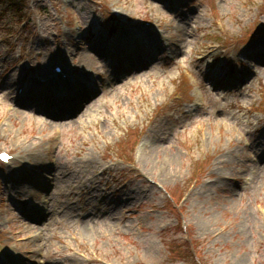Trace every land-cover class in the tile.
I'll return each mask as SVG.
<instances>
[{"label": "rangeland", "instance_id": "1", "mask_svg": "<svg viewBox=\"0 0 264 264\" xmlns=\"http://www.w3.org/2000/svg\"><path fill=\"white\" fill-rule=\"evenodd\" d=\"M162 1L169 6L75 0L72 8L66 0H28L37 33L28 30L25 43L13 41L22 31L0 7V149L39 166L33 178L25 171L22 193L13 181L23 209L31 210L20 222L17 203L0 187V204L4 197L7 204L0 207L2 242L23 264H264V0H180L176 8L174 0ZM133 19L160 25L173 36L172 47L160 56L149 52L154 34L147 27L142 62L115 64L117 53L104 55L109 37L129 39ZM8 42L18 46L13 54ZM55 53L72 73L70 89L84 97L74 101L85 107L79 118L65 126L46 119L65 111V95L38 99L42 86L33 77L17 95L26 61L49 78ZM10 54H20L21 64L1 72ZM183 68L206 97L195 114L175 97L193 91ZM229 68L244 74L246 87L239 74L222 78ZM233 82L238 86L226 92ZM134 129L146 130L141 139L152 148L142 158L135 153L130 165L121 160ZM166 153L177 155L176 164ZM199 167H207L206 177L195 187Z\"/></svg>", "mask_w": 264, "mask_h": 264}, {"label": "bare ground", "instance_id": "2", "mask_svg": "<svg viewBox=\"0 0 264 264\" xmlns=\"http://www.w3.org/2000/svg\"><path fill=\"white\" fill-rule=\"evenodd\" d=\"M157 153H158V152L155 151V152L152 154V156L156 155ZM164 156H165V158L168 160V163H171V164H176V161L178 160L176 154H172V153H171V155H169V154L166 153V155L164 154ZM164 160H165V159H164ZM162 174H164V173H162ZM234 177H238V174H234ZM169 178H170V174L167 175V178H166L165 180H168ZM191 224H192V222H191ZM192 225H194V224H192Z\"/></svg>", "mask_w": 264, "mask_h": 264}, {"label": "snow or ice", "instance_id": "3", "mask_svg": "<svg viewBox=\"0 0 264 264\" xmlns=\"http://www.w3.org/2000/svg\"><path fill=\"white\" fill-rule=\"evenodd\" d=\"M3 158H4V159H7L8 157H7V156H4Z\"/></svg>", "mask_w": 264, "mask_h": 264}, {"label": "trees", "instance_id": "4", "mask_svg": "<svg viewBox=\"0 0 264 264\" xmlns=\"http://www.w3.org/2000/svg\"><path fill=\"white\" fill-rule=\"evenodd\" d=\"M20 12H21V11H20ZM20 12H19V13H20Z\"/></svg>", "mask_w": 264, "mask_h": 264}]
</instances>
